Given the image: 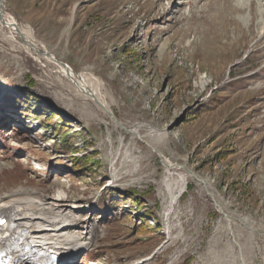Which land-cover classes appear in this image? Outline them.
<instances>
[{"label":"rangeland","instance_id":"obj_1","mask_svg":"<svg viewBox=\"0 0 264 264\" xmlns=\"http://www.w3.org/2000/svg\"><path fill=\"white\" fill-rule=\"evenodd\" d=\"M3 2L0 117L32 128L0 132V194L78 205L95 243L74 264H239L241 250L264 264V0ZM6 21L82 74L118 121ZM166 159L206 182L189 178L169 222Z\"/></svg>","mask_w":264,"mask_h":264},{"label":"bare ground","instance_id":"obj_2","mask_svg":"<svg viewBox=\"0 0 264 264\" xmlns=\"http://www.w3.org/2000/svg\"><path fill=\"white\" fill-rule=\"evenodd\" d=\"M238 2L239 4H242V0H238ZM3 3V0H0V17L3 15L5 10L2 6ZM4 24L5 26L15 30L16 34H18L17 36L10 35V37H12L13 39L19 37L23 38L25 42L23 46L28 52H31V54L32 52L33 54H38L43 58H46L48 61L51 59H55V57L46 48L41 46L37 41L33 39L28 29L21 28L15 21H6V23L4 22ZM47 52H49L50 54H47ZM58 71L69 82L74 84L81 94L86 96V98L88 99L94 100L96 104H100V108L105 113L108 114L109 112L111 114V111H109L110 107L104 102L100 94L93 88V86L90 85V82L82 74H77L75 70L69 65L67 67L63 65L62 67L60 66V69ZM204 84L206 85V83ZM112 116L116 119L114 114ZM119 125L127 127L122 122H120ZM135 132L139 133V130L136 129ZM163 133L164 131L155 129L154 133L150 134V136L153 138L156 137V140L160 142L163 139ZM151 147L157 150V147ZM157 151L159 152V150ZM165 162L166 165L170 168L164 180V185L167 190L164 216L165 220L169 222V218L172 212L178 206L183 193L186 191L185 187L186 183L189 181V178L194 177L198 179V181H201V183H204V185H206V182L198 174L193 173V171L191 170L190 172L188 171V173L174 171L175 164L171 161H168L167 159ZM182 167L185 168L186 166L183 165ZM112 178L116 179V175H113ZM115 179H113L112 184L116 183L117 180ZM33 192L35 191L22 188L13 190L11 193L5 192L0 194V213L4 216L12 218L15 226L14 229H16V232L23 239L22 243L17 246H26V254H29L30 250H32L33 247H35L36 249L38 248L39 251L45 250L48 252H56L63 257L61 264H73V258L75 257V255H77L85 248H90L94 242L93 236L90 231H88L85 226L77 225V220L72 217V207L77 209L79 208V206L73 204L70 205V207H67L68 204L66 203V199L64 196H52L51 198H46L45 196H36ZM217 204L225 214L227 211L224 210H226L227 208L223 205L224 203ZM226 217L229 220L231 218H234V216L230 217V215L227 214ZM81 227L83 229H81ZM247 227L249 228V237H253L254 235H256L257 228H255V225L248 224ZM219 230L220 228L218 229V231ZM231 231L233 232L232 229ZM170 232L171 230L169 229V233ZM13 244L16 245L15 242ZM249 258H246L244 251L241 250L239 252V256L233 255L232 262H236L237 260L239 261V264H250ZM144 261L146 260H143V262ZM141 263L142 261L139 260L134 264Z\"/></svg>","mask_w":264,"mask_h":264},{"label":"water","instance_id":"obj_3","mask_svg":"<svg viewBox=\"0 0 264 264\" xmlns=\"http://www.w3.org/2000/svg\"><path fill=\"white\" fill-rule=\"evenodd\" d=\"M2 6H3V8H5V3H3L2 4ZM47 54H50L49 52H47ZM63 66H68V64L67 63H65V62H62V61H59ZM111 114H112V112H111ZM113 115V114H112Z\"/></svg>","mask_w":264,"mask_h":264},{"label":"snow or ice","instance_id":"obj_4","mask_svg":"<svg viewBox=\"0 0 264 264\" xmlns=\"http://www.w3.org/2000/svg\"><path fill=\"white\" fill-rule=\"evenodd\" d=\"M0 223H3V221H0Z\"/></svg>","mask_w":264,"mask_h":264}]
</instances>
